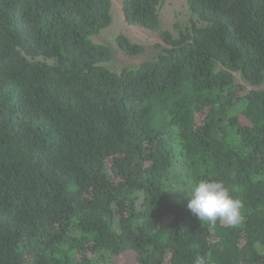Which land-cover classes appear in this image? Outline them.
Here are the masks:
<instances>
[{
  "label": "trees",
  "instance_id": "1",
  "mask_svg": "<svg viewBox=\"0 0 264 264\" xmlns=\"http://www.w3.org/2000/svg\"><path fill=\"white\" fill-rule=\"evenodd\" d=\"M162 2L121 0L162 42L117 69L110 0H0V264H264V0H187L177 34ZM201 180L237 225L166 190Z\"/></svg>",
  "mask_w": 264,
  "mask_h": 264
},
{
  "label": "rangeland",
  "instance_id": "2",
  "mask_svg": "<svg viewBox=\"0 0 264 264\" xmlns=\"http://www.w3.org/2000/svg\"><path fill=\"white\" fill-rule=\"evenodd\" d=\"M110 1L112 21L107 28L102 30L96 39L98 42L109 45L114 49V59L109 63L112 67L120 69L126 65H138L152 55L155 50L154 46L157 43L162 42L160 32L128 23L125 19L121 0ZM159 14L161 20L160 30L168 29L177 34L178 25L190 23L191 12L187 0H163L159 6ZM119 34H124L131 41L146 46L148 48L147 53L128 56L117 46L116 39ZM237 79L243 84L240 94H244L252 88L251 85L242 80L239 74H237ZM121 262L122 264H137V259L132 253L127 252Z\"/></svg>",
  "mask_w": 264,
  "mask_h": 264
},
{
  "label": "clouds",
  "instance_id": "3",
  "mask_svg": "<svg viewBox=\"0 0 264 264\" xmlns=\"http://www.w3.org/2000/svg\"><path fill=\"white\" fill-rule=\"evenodd\" d=\"M183 190L187 198V208L201 222L215 224L217 220L235 226L241 221L242 202L234 198L223 182L201 180L189 188H169ZM193 264H210L206 255H197Z\"/></svg>",
  "mask_w": 264,
  "mask_h": 264
}]
</instances>
